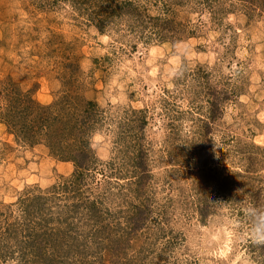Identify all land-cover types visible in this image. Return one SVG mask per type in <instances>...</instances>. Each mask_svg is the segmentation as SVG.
Masks as SVG:
<instances>
[{
    "label": "rangeland",
    "instance_id": "rangeland-1",
    "mask_svg": "<svg viewBox=\"0 0 264 264\" xmlns=\"http://www.w3.org/2000/svg\"><path fill=\"white\" fill-rule=\"evenodd\" d=\"M250 206L264 0H0V264H264Z\"/></svg>",
    "mask_w": 264,
    "mask_h": 264
},
{
    "label": "clouds",
    "instance_id": "clouds-1",
    "mask_svg": "<svg viewBox=\"0 0 264 264\" xmlns=\"http://www.w3.org/2000/svg\"><path fill=\"white\" fill-rule=\"evenodd\" d=\"M244 214L250 218L251 228L244 242H251L252 246L264 247V210L256 207H248ZM233 227H238L234 224Z\"/></svg>",
    "mask_w": 264,
    "mask_h": 264
},
{
    "label": "trees",
    "instance_id": "trees-1",
    "mask_svg": "<svg viewBox=\"0 0 264 264\" xmlns=\"http://www.w3.org/2000/svg\"><path fill=\"white\" fill-rule=\"evenodd\" d=\"M82 120H83V119H82ZM44 121H45V120H44ZM47 121H48V120H47ZM47 121H46V122H47ZM84 152H85L84 150H81V154H80V155H83ZM65 155H66V154H65ZM74 157H75V156H74ZM73 159H75V158H73ZM82 159H83L82 157L76 159V160H78V161H76V163H77L78 166L80 165Z\"/></svg>",
    "mask_w": 264,
    "mask_h": 264
}]
</instances>
